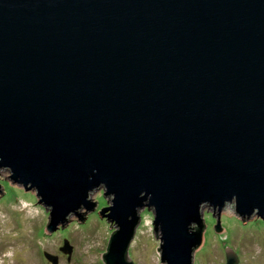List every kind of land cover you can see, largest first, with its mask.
<instances>
[{"label":"water","instance_id":"obj_1","mask_svg":"<svg viewBox=\"0 0 264 264\" xmlns=\"http://www.w3.org/2000/svg\"><path fill=\"white\" fill-rule=\"evenodd\" d=\"M0 168L47 232L103 187L105 264L145 206L161 263L194 264L204 207L264 219V0H0Z\"/></svg>","mask_w":264,"mask_h":264},{"label":"rangeland","instance_id":"obj_2","mask_svg":"<svg viewBox=\"0 0 264 264\" xmlns=\"http://www.w3.org/2000/svg\"><path fill=\"white\" fill-rule=\"evenodd\" d=\"M10 171L0 168V264H51L43 252L57 255V264H105L103 253L111 234L118 228L111 226L99 211L111 201L100 187L91 191L89 200L96 202L93 209H79L84 219L75 214L65 227L53 232L45 230L49 211L40 202L36 190H26L12 180ZM214 212V214H213ZM140 221L127 247V258L133 264H164L160 261L159 233L153 230V212L147 206L139 210ZM204 244L194 253V264H225V248L238 257V264H264V219L254 214L241 218L236 214L234 202L226 203L220 211L204 207ZM264 216V214H263ZM111 226V227H110ZM64 239L72 246L71 255L60 250Z\"/></svg>","mask_w":264,"mask_h":264},{"label":"flooded vegetation","instance_id":"obj_3","mask_svg":"<svg viewBox=\"0 0 264 264\" xmlns=\"http://www.w3.org/2000/svg\"><path fill=\"white\" fill-rule=\"evenodd\" d=\"M57 256V255H56ZM68 257V256H67ZM52 264V263H51Z\"/></svg>","mask_w":264,"mask_h":264}]
</instances>
